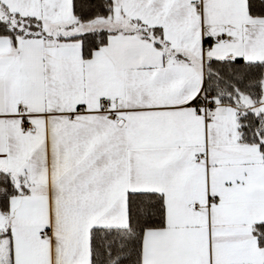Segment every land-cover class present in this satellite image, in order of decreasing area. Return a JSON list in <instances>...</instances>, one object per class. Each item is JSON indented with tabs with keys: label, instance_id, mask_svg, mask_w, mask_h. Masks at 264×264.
<instances>
[{
	"label": "snow or ice",
	"instance_id": "1",
	"mask_svg": "<svg viewBox=\"0 0 264 264\" xmlns=\"http://www.w3.org/2000/svg\"><path fill=\"white\" fill-rule=\"evenodd\" d=\"M0 264H264V0H0Z\"/></svg>",
	"mask_w": 264,
	"mask_h": 264
}]
</instances>
